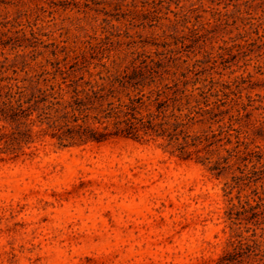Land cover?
Here are the masks:
<instances>
[{
    "label": "rangeland",
    "instance_id": "374dc122",
    "mask_svg": "<svg viewBox=\"0 0 264 264\" xmlns=\"http://www.w3.org/2000/svg\"><path fill=\"white\" fill-rule=\"evenodd\" d=\"M118 1L0 0V40L23 46L33 30L34 47L17 51L44 56L55 45L80 50L100 41L139 51L154 50L151 43L162 50L165 42L214 79L249 74L243 94L264 96V30L255 33L237 18L262 17L264 0H123L116 11ZM142 2L157 14L142 13ZM170 36H184V45ZM260 112L251 119H262ZM209 164L125 137L59 147L47 136L18 157L2 155L0 264H218L229 249L226 211L239 207L237 188L228 196L223 189L238 172L216 177ZM249 187L238 188L240 202Z\"/></svg>",
    "mask_w": 264,
    "mask_h": 264
},
{
    "label": "trees",
    "instance_id": "16d2710c",
    "mask_svg": "<svg viewBox=\"0 0 264 264\" xmlns=\"http://www.w3.org/2000/svg\"><path fill=\"white\" fill-rule=\"evenodd\" d=\"M121 1L113 3L114 10ZM140 7L144 14H157L154 6ZM237 18L255 33L264 30V15ZM170 38L184 45V36ZM37 39L30 30L23 46L0 40V157L25 154L47 136L59 147L125 137L152 140L171 156L210 163L207 170L216 177L237 171L223 189L228 196L237 188L239 207L226 211L229 249L218 264H264V146L256 143H264V96L243 94L251 88L245 86L249 74L231 82L214 79L197 60L190 63L165 42L162 50L151 43L154 50L127 51L99 41L80 50L55 45L47 56L35 48L17 51L34 47L30 42ZM254 111H261L262 119H251ZM240 185L251 188L242 202Z\"/></svg>",
    "mask_w": 264,
    "mask_h": 264
}]
</instances>
